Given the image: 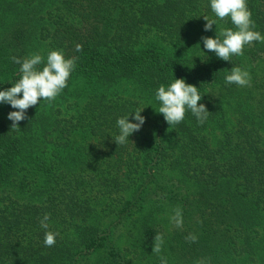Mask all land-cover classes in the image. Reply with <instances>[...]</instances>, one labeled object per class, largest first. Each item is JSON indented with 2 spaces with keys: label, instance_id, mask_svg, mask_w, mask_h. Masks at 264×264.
<instances>
[{
  "label": "trees",
  "instance_id": "trees-1",
  "mask_svg": "<svg viewBox=\"0 0 264 264\" xmlns=\"http://www.w3.org/2000/svg\"><path fill=\"white\" fill-rule=\"evenodd\" d=\"M247 6L264 35V0ZM224 28L235 30L210 0H0V91L20 78L11 57L35 46L45 61L77 58L67 87L19 129L0 103V264H264V43L222 61L201 37ZM233 67L249 86L225 83ZM174 79L199 89L203 125L190 110L173 127L158 113L156 90ZM137 109L141 130L115 144L118 118L135 123Z\"/></svg>",
  "mask_w": 264,
  "mask_h": 264
},
{
  "label": "clouds",
  "instance_id": "clouds-1",
  "mask_svg": "<svg viewBox=\"0 0 264 264\" xmlns=\"http://www.w3.org/2000/svg\"><path fill=\"white\" fill-rule=\"evenodd\" d=\"M210 8L217 19H230L235 29H221L218 34L216 32L215 38L201 37L204 48L215 53L218 59L230 61L233 56L243 55V49L246 45L253 42L264 43V35L258 31H253L256 25L251 19L252 13L247 6V0H210ZM203 18L206 21L204 31L212 30L217 20L207 16H203ZM81 50L82 46L77 45L76 51ZM11 59L15 64L20 65V78L10 88L0 91V103L16 109V111L10 112L7 118L12 121L11 129H19V122L28 118L26 111L30 107L36 106L41 101L51 104L67 87V81L75 69L77 58H65L61 50H50L46 61L39 53H34L23 59L15 56ZM42 64L43 67L40 68L39 66ZM250 81L249 72L240 67H233L225 76L226 84H236L240 87L249 86ZM155 99L160 105L158 113L163 115L170 127L181 123L189 110L200 125L205 123L210 114L206 107L200 103L202 97L199 94V89L187 84L184 79H174V82L167 87L159 86L155 93ZM142 111L137 109L134 112L135 123L129 122L130 115L118 118L119 134L115 137V144H126L133 133L141 130L145 123V118L141 115ZM49 219V214H45L40 221V226L45 230L49 228L47 223ZM169 219L176 228L182 227V210L179 207L173 209V215ZM58 235L52 231H45L44 246H55ZM186 239L190 242H196L198 238L189 234ZM163 243L162 234H156L152 253H161ZM160 259L161 264H167L164 257H160ZM197 264H204V262L198 261Z\"/></svg>",
  "mask_w": 264,
  "mask_h": 264
},
{
  "label": "rangeland",
  "instance_id": "rangeland-1",
  "mask_svg": "<svg viewBox=\"0 0 264 264\" xmlns=\"http://www.w3.org/2000/svg\"><path fill=\"white\" fill-rule=\"evenodd\" d=\"M33 50L35 51L34 53L42 54L44 52V50H46V48H41V47L35 46ZM72 113H73L72 111H69V112L66 111L65 116L70 117V115ZM79 141H83V138H79Z\"/></svg>",
  "mask_w": 264,
  "mask_h": 264
}]
</instances>
